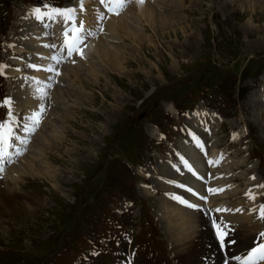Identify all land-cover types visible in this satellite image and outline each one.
<instances>
[{
	"label": "rangeland",
	"instance_id": "obj_1",
	"mask_svg": "<svg viewBox=\"0 0 264 264\" xmlns=\"http://www.w3.org/2000/svg\"><path fill=\"white\" fill-rule=\"evenodd\" d=\"M73 1L0 0V42L10 36L17 45L16 33L21 31L23 20H30L29 8L42 3L70 6ZM172 1L176 5H162L166 12L154 6L162 16L155 17L152 23L131 12L136 18H127L132 22L128 26L134 27L141 41L136 42L127 34L121 39L120 44L127 51L119 73L114 69L113 60L101 59L98 77L85 75L88 72L84 71L89 70L86 67L80 71L84 75L80 81L74 79L72 73H66L67 79H64L70 83L61 91L64 94L59 92L58 95L57 89H52L58 99L57 104L47 109L46 131L52 132L53 128L59 131L55 136H46L49 140L44 146L41 135L35 138L32 154L39 144L43 147L37 148V154L41 155L39 161L22 158L18 162L17 168H27L28 163L33 162L38 172L28 176L13 171L15 169L9 172L18 180L5 189H10L20 199L8 203L13 213L0 222V264H52L57 246L66 257L55 256V264H67L72 256L65 248L74 250L67 239L73 240L75 227L83 225L87 216L89 220L80 227V234L91 241L100 229V235L91 245L99 254L90 256L93 259L90 263L81 261L85 253H75L73 264H223L224 256L228 259L226 264H238L234 258L240 257L242 250L235 239L232 243L226 242L223 248L218 246L219 252L213 258L207 259L196 246L195 257L183 251L180 254L184 256L179 259L174 243L179 237L178 231L174 228L165 235L160 223L162 216H159L162 214L161 201H166L162 195L166 188L170 189L169 184L163 181L164 190L153 191L154 196L149 190L144 191L143 194L150 197L147 200L138 193L137 179L132 176V173L137 175V168L132 170V167L140 164L150 142L147 122H154L153 126L167 138L161 145H151V153L158 152L157 155L153 153V159L149 154L146 156V166L155 173L156 160L168 150V142L171 149L179 152L182 141L189 136L187 129L197 132L186 120H192V108L202 105L200 111L204 109L209 114L208 119L212 116L216 119L211 139L206 138V141L211 143L212 150L227 149L230 168L241 173L237 176L235 194H228L222 201L227 206H242L249 211L247 201L250 197L246 196L251 189H245L249 186V177L256 173L264 179V99L254 96L257 90L250 95L261 83L260 79L252 78L264 75V0L258 3L257 0L163 2ZM164 21L170 22V26L164 28ZM10 52L0 48V63L3 58L7 63L12 59ZM93 57L96 59V55ZM96 64L95 60L88 66L97 68ZM8 90L0 85V96ZM147 96L150 98L140 105V100ZM161 101L171 102L178 115L168 113ZM2 119L3 107H0V121ZM51 122L54 127H50ZM235 130L242 131L240 136H243L237 142L231 140ZM42 132H45L44 125ZM169 165H159V171L176 182L179 176L173 175ZM45 166L48 169L44 170ZM5 173L0 179L5 178ZM155 177L160 178L159 175ZM138 179L145 181V178ZM149 180L146 181L150 184ZM189 182V186H195ZM157 185L161 187V183H157L154 188ZM195 202L200 205L198 200ZM96 204L100 208L94 209ZM104 219H111L112 225L106 228L115 229L114 235L108 232L112 237H106L107 241L103 238L106 234ZM233 230L236 232V228ZM87 241L82 240L80 246H88ZM184 241L182 238L180 247L187 243ZM85 249L87 247L83 251Z\"/></svg>",
	"mask_w": 264,
	"mask_h": 264
},
{
	"label": "bare ground",
	"instance_id": "obj_2",
	"mask_svg": "<svg viewBox=\"0 0 264 264\" xmlns=\"http://www.w3.org/2000/svg\"><path fill=\"white\" fill-rule=\"evenodd\" d=\"M163 1H166V0H162V1H160V3L156 2V1L152 2V1L144 0V2L142 4H140V3H138V0H135L134 1L135 7L126 8L123 12H120L119 15L113 14V15L109 16L107 18V20L101 24L103 26V32L100 35V39L104 40L105 42H108L110 44H115V46L114 45L112 46V45H109V44L103 42V43H99L98 48L94 51H93V47H87L86 52H87V54L88 53H90V54L87 56L86 60L81 59L82 60L81 62L78 61V63L76 64L77 65L76 67H73L71 65H70V67H65L63 70L62 79H63V77L64 78L67 77L66 73H69V74L72 73L74 76V79L80 81L82 78L81 76L83 75V73L80 71L83 69H86V67H89V70L86 69L84 71V73L88 72L85 75L90 74L92 76L94 74L93 75L94 78L98 77L97 69L99 68V62L101 63V59H103L104 61L113 60L112 64L114 66V69L119 73L123 69V66L120 67L119 71H118V68L122 64V62H123L122 60H123V58H125L124 54L127 51V50H124L125 48H122V46L120 44L122 42L121 39L123 37H126L127 35H129L132 39H134V41H136V42L141 41L139 38L140 37L139 34H136L134 32V27L128 26V24L131 25L132 22H128L129 19H127V18H136V16L132 15V13H131L134 11L137 15L139 14L140 16H142L147 23H152L153 20L155 19V17H158V19H160L159 16H162L160 14L161 12H166V9L162 8L163 4L174 3L173 5H176L175 1L164 2V3H163ZM167 1H169V0H167ZM256 2L258 3V0ZM80 3H81V0H78V2L75 4V6L80 5ZM83 5H84V7L88 6V7L92 8L97 13L100 12V8H99L96 0H87V1L83 2ZM154 6L157 9L160 8L158 10L161 12H158V11L156 12L154 10ZM166 7L169 8V6H166ZM28 10H29V13H32L31 8H29ZM173 10H175V9H173ZM23 21H24L23 22L24 28H23V32L20 34V39H26L27 41L22 44L23 47L21 48V51H23V50H27L30 52L36 51V52H40L43 54L42 58L39 59L38 57H36L33 60L34 64L40 66L39 70L36 69V71L40 72V74H38L40 76L38 85H36L35 82H33V80H31V79L30 80L27 79L26 81L20 80V82L15 79V82H14V86H17V87L14 90L13 95L23 105V111L24 112H23L22 116L24 117V121L27 123H30V121H28V117L31 116L32 113L39 111V109L41 107L47 108L49 106L57 104L56 99H58L57 94L59 95V91L57 90V94H54L53 91L49 92L48 91L49 88H47L45 85H43V81H45V82L48 81V84L50 85L51 82H59L62 80L56 78L55 76L53 77L52 74L49 73V71H47V69L49 67H53L56 64L52 63L53 54L48 50V43H47V41H45L46 37H42L44 32H42L40 27L38 25L34 24V22L29 23L30 20L29 21L23 20ZM170 24H171L170 22L164 21L163 27L167 28L170 26ZM132 26H134V25H132ZM58 31H59V34L62 35L63 30H61V28H59ZM120 31L122 32V34L124 36H121ZM33 39L37 40V42L35 43L33 41ZM92 41H94V40H92ZM19 50H20V48H19ZM16 51L19 52L18 50H15L14 52H16ZM93 54L96 55V57H95L96 59H94ZM77 58L80 60L79 55H77ZM95 60L97 62V64H96L97 68H94L92 66H88L90 63L91 64L94 63ZM73 61L76 63L75 57L69 60V62H73ZM14 64L17 66V69L13 70V69L6 68V70L4 71L6 76H11L14 74V72H19L20 70H22V66L18 65L17 63H14ZM42 70L45 71L43 74H42ZM7 72L10 75H8ZM68 81H70V80H68ZM92 82H95V79H93ZM69 83L70 82H68L67 85ZM262 87H264V83L260 84L258 90L255 92V95H254L255 97L257 96L259 99L260 98L264 99V91L262 90ZM41 89H43V91L45 93H47V95H41V92H40ZM58 89H60V88H58ZM66 90H70V88H66ZM66 92H68V94H72V93H70V91H65V93ZM72 92L74 93V91H72ZM61 94H64V93L60 92V95ZM68 94H66V95H68ZM77 96H80V95L78 94ZM77 98H79V97H76V99ZM60 101H62V100H60ZM169 104H164L163 105L164 109L168 113L174 114V109H173L172 105L171 104L169 105ZM12 112H13V116L15 117L14 121H16L17 117H16L13 109H12ZM46 113H47V111H46ZM44 114H45V112H44ZM193 116H194V118H196L198 120V122H200L201 124H204V126H207L206 123L208 121L213 123V127L216 126L215 117L212 116L210 119H208L209 114L206 113V111H204L203 109L199 112V115H196L193 113ZM257 122H258V120H257ZM43 125H44L43 120L41 119V123L39 125L40 129H43ZM50 127H54L52 122L50 124ZM58 128H59V125H58ZM146 130L148 131L149 136H151V135L153 136V135L157 134V130L154 127H151L150 125L146 126ZM53 131H54V128H53L52 132H47V131L42 132V130H40L34 136V139L28 148V154H26L23 158L27 161H39L40 159L38 157H41V155L37 154V151H38V149H43L42 145L39 144V146H37L36 149L33 151V154H32V151L29 153V151L34 146L33 143L35 141V138L38 135H41L43 138L42 144L44 146V144L47 143V140H49L46 138V136H55L58 134L59 130L56 128V130L54 132ZM240 134H242V131H240V132L234 131L231 140L233 142L240 141V139L243 137L242 135L240 136ZM23 136H30V135L28 134V132H25L23 134ZM181 148H182V151L184 152V154L189 157V166L190 167H194L193 163L198 168L202 165V159H201L200 155L196 152L195 146H191L190 140L183 143ZM38 153H39V151H38ZM31 154H32V157H31ZM212 154H214V156H218V154L216 153L215 150H212ZM226 157H228L230 159V154L229 153L219 154V159L221 160V162L223 164H225V167L223 166L225 173H230L231 171L226 169V168H230L231 163L227 161ZM238 161H240V160H238ZM238 161H236V162H238ZM36 167H37L36 165H33V162H29L27 165V168H18V169L14 168V169H15V171L20 172L22 175L28 176V174L31 175L37 171V170H35ZM157 168H159V166ZM169 168L171 170L170 165H169ZM43 169L46 170V169H48V167L45 166ZM163 170H165V168H163ZM181 171H182V169H181ZM172 173L175 176H180L178 174H175L174 172H172ZM156 175H159L160 178H162L164 182L169 184L170 196L182 197L185 201H187L189 203L192 202L191 196L188 195L186 192H183L182 190H179V189L175 190L173 188V186H172L173 184H171L169 182L172 181L174 183V180L167 178V177H164V175H162L160 171H158L156 173ZM183 176L185 178H187L186 173ZM4 177H5L4 180L0 179V192L2 193V195L6 194V195L10 196L11 198H14L15 200L20 199V197L16 194H13L10 189H5L10 184L11 185L16 184V181L18 180V178L16 179V177L13 176V174H11V173L9 175L8 172L5 173ZM13 177H15V178H13ZM21 177L22 176H20L19 178H21ZM159 179H156L155 181H153L154 179L151 180L150 181L151 187L154 188L155 184L161 183V187L159 189L164 190V187L162 185L163 181H159ZM178 180H179V178H178ZM152 182L154 183V185ZM187 182H188V184H186V185L189 186V184H191V183L188 180H187ZM249 182L251 184V185H249L250 189H251L250 193L252 196L255 197V199L254 200L251 199V201L253 203L263 201L264 187H258V185H264L261 183L260 176H256L255 179H253V177L250 176ZM249 186H246L245 189H247V187H249ZM137 187L139 189V194L142 196L145 195V194H143V192L148 191V189L150 188V187H147L144 183H139L137 185ZM232 188H235L234 184H228L226 186H223L220 188V189H223V191H221L220 193H218L212 197L211 200L213 202V209L215 211L217 209L222 210L224 208L223 203H225V202L222 200L225 199L228 196V194H230L232 192H233V194H235L234 192L236 190L235 189L233 190ZM195 193H197V192H195ZM248 197H250V196L247 194L246 198H248ZM34 204H36V203H34ZM193 205H196V207H194L195 209L200 207V205H198L196 202H194ZM242 209H243V215L233 216V217H231V220L239 223V227H238L239 230H238V232L235 233V237H236L237 244H239L238 248L241 247V250H242L241 254H243L245 256V254L247 252H249L251 250V248H253L255 245V243H253L251 241L252 234H254L255 232H257L259 230L260 225H259V223L256 222V219L253 215L254 214L253 207L251 208V210L247 214H246V210H244L245 208L243 207ZM161 210H162V214L159 213V216L160 217L162 216V218H160V223H162L161 227H162L165 235H166V232H167V234L171 233L172 231L170 232V230L173 228H176V231H178L179 237L176 235L178 238L175 240L174 243L176 245L175 250L178 251L177 254H178L179 259L181 258V256H184L185 253L186 254L191 253L195 257L196 256V248H195L196 246L200 248V253H202V251L204 252L207 259L213 258L218 253L217 248L215 247V244L212 241V235H211V233L207 227V222L203 219V217L201 216V214L198 210H196L197 214L195 213V211L192 213L191 212L192 210L189 211L188 206L180 207V206H178L177 203H174L172 200L161 201ZM216 212H218V211H216ZM153 215H154V210H153ZM154 217H155V215H154ZM3 220L4 219H2L0 222H2ZM156 221H157V219H156ZM157 223H158V221H157ZM160 230H161V228H160ZM176 231H174V232H176ZM164 233H163V235H164ZM241 233L243 234V236ZM182 238H184L185 241H187V243L183 244L184 245L183 247H180V246H182L181 245ZM183 251H184V254H180ZM204 260H205V258H204ZM193 261H194V259H193ZM221 261H223L224 264H226L228 262V259H227V257H225V259H222ZM229 264H231V263H229Z\"/></svg>",
	"mask_w": 264,
	"mask_h": 264
},
{
	"label": "snow or ice",
	"instance_id": "obj_3",
	"mask_svg": "<svg viewBox=\"0 0 264 264\" xmlns=\"http://www.w3.org/2000/svg\"><path fill=\"white\" fill-rule=\"evenodd\" d=\"M129 0H100L101 4H104L107 7L108 12L113 13L115 15H119L120 12L126 7ZM144 0H138V3L142 4ZM44 8L47 9V11H42L41 7H35L32 10V15L37 20H44L45 18L55 22L57 18H61L64 23V31L62 33L63 35V48L67 49L68 56H72L73 53H78L81 56H83V51L81 48V45L84 44L85 35H91V33H86L84 29L83 21H80L79 24L76 22V12L77 9L74 7H67V8H59L51 5H44ZM80 11H84V5L83 0H81L80 3ZM100 20L104 19V16L101 15L99 17ZM101 27V31H102ZM8 47H12V45H9ZM50 48H55V45H48ZM53 60H55L57 63L60 62V57L53 56ZM74 62V61H73ZM30 68H34L39 70L38 65L36 64H30L28 65ZM9 67L6 64L0 63V75L4 74V70ZM47 71H55L56 75H59V72L54 67H49ZM50 86V85H49ZM41 95H47L43 91V89L40 90ZM12 98L11 97H5L2 100H0V107H6L7 108V116L4 120L0 121V173H3V163L5 159L7 158V161L11 163V156L13 153L9 151V149L15 147V140H19V143L21 145H26L28 143V139H20L18 135L16 134L15 130L12 127V124L14 123L15 117L13 116L12 112ZM45 109L41 107L39 111L34 112L31 116L28 117V121L30 123L24 124V131L28 133H34L36 129L39 127L41 123V118L43 116ZM199 146V141H198ZM15 155L19 156L22 154L21 149H16ZM185 165H187V162L185 161ZM189 170L191 171V168L189 166ZM255 179V177H253ZM258 187H264V185H258ZM187 191L191 192L193 195H198L195 193L192 189L188 188ZM209 192L215 194L219 191H223V189H208ZM251 199H255L254 196L251 195V193H248ZM174 199H178L181 203L186 204L188 207H196V205H193L191 203H188L185 201L182 197H173ZM200 199L206 200V197L201 196ZM216 211H230L228 209H217ZM236 211H240L237 209ZM259 218L264 219V205H261L258 212ZM222 223V222H221ZM214 227L216 228V235L218 237L219 242L223 246L226 242L232 243L234 241H226V237L230 235V233L227 231V226L221 227V224L216 223V221H213ZM259 236L261 238L260 242L256 244L249 252L245 254L244 257H235L234 259L238 262V264H259L260 261H264V232L259 233Z\"/></svg>",
	"mask_w": 264,
	"mask_h": 264
}]
</instances>
